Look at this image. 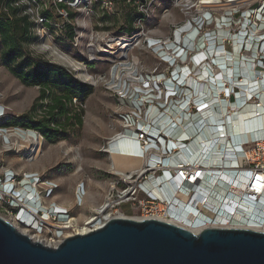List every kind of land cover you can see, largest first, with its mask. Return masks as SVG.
I'll return each instance as SVG.
<instances>
[{
    "label": "built area",
    "instance_id": "1",
    "mask_svg": "<svg viewBox=\"0 0 264 264\" xmlns=\"http://www.w3.org/2000/svg\"><path fill=\"white\" fill-rule=\"evenodd\" d=\"M165 1H171L185 14L183 22L172 25V33L167 38L151 37V31L147 29L158 5L161 4L160 0H0V21L15 24L22 20V26H27L26 38L35 41L30 46L31 50L36 54H42L48 63L56 64L54 57L68 62L71 68L75 69L80 82L93 87L102 86L116 99L119 107L120 131L108 140L104 148L105 152L109 156L112 155L109 149L112 143H116L113 141L118 137H122L119 138L122 142L126 137H132L133 145L143 150L144 155L141 158L142 170L126 173V176L118 175L120 180L111 186L106 199L107 204H112V213H122L125 217L138 215L136 217L167 221L171 218L168 215L171 201L169 198L163 200L156 197L146 183L154 176L157 180L163 178L165 169L160 167L162 160L164 163L181 154V151L173 146L174 143L188 148L195 139L192 135L180 138L183 130L177 135H173L172 130L176 128L181 130L183 120H186L185 125H189L190 128L193 123L199 132L207 126L223 127L226 131L227 123L217 124L214 118L220 112L218 104L236 112L233 106L238 103L239 98H245V102H254L258 107L264 99L263 96L260 97V93L264 90V0H251L245 5L234 6L224 11L212 7L200 9L203 0ZM121 4L125 7H133V12L130 13L133 14L136 31L131 35L125 33L127 29L125 22L119 26L114 23L117 18L128 15L127 11L121 9ZM188 4H191V7ZM69 10L73 14V20H70ZM50 15L53 17L50 18ZM184 27L188 28L182 31L181 37H178V31L183 30ZM201 41L203 46L200 51L198 45ZM139 46L147 48L157 60L158 65L154 69H145L141 61L132 57V51ZM63 47L81 52L84 59L81 61L73 59L62 52ZM236 50L238 56L236 62L232 64L231 56L236 54ZM203 53L208 57L199 62L198 57ZM225 54L226 56L223 57ZM63 55L68 58L61 57ZM225 59L226 69L235 72L236 81L235 77L228 76L226 72L225 80L214 76L216 69L214 67L218 66L215 61ZM70 60L79 64V68L85 71L86 77L79 74ZM243 62L247 66V75L244 74ZM99 64H108V71L90 74L88 69L92 65ZM185 69L188 70L187 73ZM205 71L209 77L204 81L200 80L199 74ZM187 74L192 76L190 84L184 78ZM248 74L251 75L252 81L245 83V76ZM198 84H205L204 95L197 92ZM260 86L263 87L261 91ZM205 101L209 103L205 107L207 115L201 110ZM74 104H77V100H74ZM175 113L180 117L175 118ZM11 117L13 115H7L4 107L0 105V121ZM160 122H163V125ZM199 125H202V128L199 129ZM8 131L15 133L10 138L11 142L2 136ZM30 131L33 130L0 126V139L3 144H12L14 138H21ZM39 136L43 139L40 134ZM227 142L231 149V144L236 148L234 141L231 144ZM228 144H222V148L225 147V153L232 152L233 158L238 159L237 168L234 170L240 175L244 172L251 173L250 177L247 176L246 186L250 190L247 196L244 195L245 200L235 198L239 201L235 200L233 203L241 204L246 200L248 202L252 200L254 205L261 203L260 199L257 201L258 193H254L253 189L258 184L264 190V134H258L250 141L242 142V152L236 148V154L233 150H227ZM115 153L120 154V152ZM124 155L136 157L129 150ZM184 167L188 168L191 176L195 169H198L199 175L196 173L194 181L192 177L188 180L184 179L178 189L179 192L184 193L183 189H185L189 193L188 196L192 194L191 200L192 204L195 202V208L217 221L216 218L223 211L226 200L219 203V210L214 208V205H209L208 199L203 200L197 196L202 194L201 183L206 179L209 171L216 169L224 171L226 168L221 165L217 168L214 165L208 167L203 162L194 165L184 164L180 169ZM152 169L156 170L152 171ZM142 171H146L144 175ZM182 172L183 170L180 171ZM176 173L178 172L174 174ZM202 175L200 184L196 186V180ZM177 178L178 175H175L173 180ZM192 182L196 187L190 186ZM33 183L35 187H32ZM80 187L84 193V184L78 187V192ZM57 188V184L44 180L35 173H24L20 176L11 168L0 169V216L13 224H17L15 219H18L22 226L38 223L39 233L44 234L45 241L62 239V242L68 237L77 235L74 228L62 227L63 223L73 219L68 209H65L64 213H59L54 202L47 210L40 207L33 208L42 199L49 202L47 200ZM23 199H30V202L27 203ZM233 203L228 205L235 209ZM124 204L130 205V214L121 209ZM21 213L24 215L20 219ZM62 215H66L67 218H61ZM262 218L264 219V215ZM100 222L101 218L91 225L92 228L98 229L94 227ZM210 227L253 229L238 225L205 228ZM66 230L72 232L71 236L64 235ZM43 244L47 245L46 242Z\"/></svg>",
    "mask_w": 264,
    "mask_h": 264
},
{
    "label": "bare ground",
    "instance_id": "2",
    "mask_svg": "<svg viewBox=\"0 0 264 264\" xmlns=\"http://www.w3.org/2000/svg\"><path fill=\"white\" fill-rule=\"evenodd\" d=\"M251 1V0H228V1H223V0H203L201 2L202 6H199L200 9L203 8H218L222 11L232 8L234 6L238 5H245L246 2ZM188 6L191 7V4H188ZM188 27H184L183 30L178 31V37H181L182 31L187 29ZM221 34V33H220ZM222 35V34H221ZM179 39V38H178ZM203 46V42L201 41L200 44L198 45V49L201 51V47ZM238 50H236V54H232V61L236 62L237 59V54ZM213 54V52L211 53ZM222 57V55L220 54ZM223 55V57H225ZM206 57H208L205 53L200 55L198 57V61L201 62L203 61ZM221 59V58H219ZM210 63L211 59L209 58ZM226 59L223 61H215V63L218 65L214 70V76H217L219 79L222 78L225 80L224 73L226 72L228 76L235 77V81L237 80V77L234 75V71L230 72L226 69ZM243 67L245 68V75H247V66L246 63H242ZM75 68L77 70L79 69V64L75 62ZM200 80H205L206 78L209 77L208 73L202 72L199 74ZM184 78L186 81L190 84L192 82V76L188 75L185 76ZM218 79H215L217 81ZM252 81V77L250 74L248 76H245V83H248L249 81ZM223 81V80H222ZM210 82V81H209ZM237 84L239 85V80L237 81ZM244 84V83H241ZM240 84V85H241ZM199 89L197 92H200L201 95H204V86L205 84H198ZM263 89L262 86L259 87V90ZM248 91V90H247ZM261 91V90H260ZM246 93V92H245ZM246 95V94H245ZM264 97V90L262 93H260V97ZM245 98L243 99H238V103L233 106L234 110L236 112H233L230 109H227L226 107H222V105L218 104L220 107V112L217 114L214 118L217 121V124H222V123H227V129L223 127H218V126H207L203 128L200 132L195 128V126L192 123V126L189 128V125H185L186 120H183V124L181 130L176 128L173 129V135L179 134L180 131L183 130V133L180 135V138H186L189 135H192V137H195L194 141L190 144L188 148L183 147V145H175V148L178 149V151H181V154L178 157L170 158L169 160H166V162L163 163L160 166L161 168L165 169V175L161 179H156L155 176L153 179L148 181L146 183V186L151 190L152 194H154L156 197L161 198L163 200H166L169 198L171 201V208L168 212V215L171 217L170 221L172 223H175L177 225H180L182 227H185L193 232H199L200 230L204 229L206 226H241V227H249L253 228L254 230H260L264 231V219L262 218L264 215V190L260 185H256L253 190L256 191L257 188H260L261 190L257 194L258 198L257 201L260 199L261 203H256L255 205L252 203V200H249V202L246 200V202H241L234 204L233 201H239L237 199L243 198L244 195L247 196L248 190H250L246 184H247V173L244 172L241 175L234 170L237 168V162L233 158V153L232 152H226V148H222V144H228L227 141L235 142V146L238 149V151L242 152V147L241 144L242 142L245 141H250L252 138H255L256 135L258 134H264V99H262L261 103L258 105L254 102H245ZM247 99V96H246ZM246 103V104H245ZM208 102H204V104L201 106L202 112H205L207 109L205 108L208 106ZM223 108V109H222ZM178 112H180V108L177 109ZM231 112H230V111ZM203 113V114H204ZM225 114V116H224ZM228 115V116H226ZM180 117L179 114L175 113V118ZM209 121V120H208ZM190 122V120H188ZM210 122V121H209ZM161 125H163V122H160ZM168 125V124H167ZM164 128L166 125L163 126ZM161 128V127H160ZM202 128V125H199V129ZM188 129V130H185ZM220 131V132H218ZM157 132V131H156ZM15 133L12 131H8L6 134H3L7 140L10 141V138L13 137ZM29 138H32L36 141L43 140L40 138L38 133H35L33 131H30L29 133H26V135ZM118 137L115 139L110 147V152H112L111 157H122V158H127V159H132L139 161L140 164H143V160L141 159L142 156L144 155V151L141 150L138 146L133 145L132 142V137L127 138L123 142L119 140ZM119 142V143H118ZM5 145H10L4 143ZM239 145V146H238ZM172 146V147H173ZM232 149L230 148V145L228 144L227 150H233L234 154H236V148L231 144ZM225 148V149H224ZM127 150L131 151V153H134L136 157H128L124 155ZM187 150V151H186ZM115 152H120V154L115 153ZM160 155V154H157ZM226 156V157H225ZM239 157V154L237 155ZM236 157V158H237ZM203 162L206 164L208 167H211L214 165V167H219L220 165L225 167L226 170L221 171V170H211L208 172L206 179L201 183L202 190L200 195L197 197L203 198V200L208 199V204L211 206H215L214 208L219 209V203L221 201L226 200L225 207L223 211L219 214V216L216 218L217 221H214L211 219L208 215L204 214L201 212L198 208H195L196 204L195 202L192 204V194L190 196L189 193L185 191L184 193L179 192V188L181 187V182L186 179L188 180L190 177H192V181L195 180L194 176H196V173L198 169H195V173L193 172V175L188 172V168L183 167L184 164L187 165H194V163H200ZM113 168L119 169L124 171L127 168L134 167L132 164H121L120 162H117L115 159L113 160ZM142 168V166H141ZM141 168H137L131 172H134L136 170H140ZM142 170V169H141ZM156 169H152L154 171ZM183 170V175H181L180 171ZM141 172V171H140ZM143 175L145 174L146 171H142ZM175 172H178L174 174ZM180 173V174H179ZM115 174L117 175H124L126 176V172H118L115 171ZM178 175V178L173 180L174 176ZM204 175V173H203ZM197 179L195 184L196 186L200 184L199 182L202 180V177ZM29 182V181H28ZM172 182V183H171ZM31 183V182H29ZM47 184V183H46ZM188 184V181H187ZM195 184L192 182L190 183L191 187H196ZM160 185V186H159ZM53 186V185H52ZM251 186V185H250ZM32 187H35V183L32 184ZM84 193H82V188L80 187V192H78V198L79 201L83 200V194H85V186L83 188ZM24 192V190H22ZM21 191V192H22ZM186 193V194H185ZM175 196V197H174ZM205 196L207 197L205 199ZM27 198V194L25 196ZM237 198V199H235ZM244 199V198H243ZM245 200V199H244ZM23 201H27V203L30 202V199H23ZM108 201V200H107ZM107 201H105L101 207L97 210V212L94 214L93 217L87 219L82 225H80L77 222V219H70L68 222L63 223V228L69 229V228H74L75 234H87L94 230L92 228V224H94L99 218H101V222L98 223L97 225L95 224V229L100 228L103 226L107 221H109L112 218H117V217H125L122 213L120 214H115L111 212L112 204L109 203L107 204ZM54 201H49L46 202L45 200H41L38 205L33 206L34 209L43 208L44 210L49 209L50 204H52ZM198 202V201H197ZM233 203L234 208L229 207L228 204ZM56 203V202H54ZM56 209H58L59 213H64L66 208L63 206L59 205L56 203ZM220 210V209H219ZM202 213V214H201ZM24 213H21L20 219L23 218ZM61 218H67L66 215H62ZM135 219L142 220L144 218L142 217H136ZM163 219V218H162ZM44 220V219H43ZM48 220V219H47ZM67 220V219H66ZM15 222L17 224H14L16 228L23 234L28 235L34 240H39L42 241L43 243L46 242L47 245L51 247H55L59 245L61 240H52V241H45L44 239V234L39 233V224L34 222L32 224L28 223L29 225H20L18 219H15ZM72 232L69 230H66L65 236H71Z\"/></svg>",
    "mask_w": 264,
    "mask_h": 264
},
{
    "label": "rangeland",
    "instance_id": "3",
    "mask_svg": "<svg viewBox=\"0 0 264 264\" xmlns=\"http://www.w3.org/2000/svg\"><path fill=\"white\" fill-rule=\"evenodd\" d=\"M153 18L147 25L151 31V37L167 38L172 33V25L184 21V11L175 7L171 1L160 0ZM194 2L195 0H191ZM226 1V0H224ZM128 15L115 20L119 26L125 22V33L132 34L136 31L134 20L130 12L133 7L120 5ZM70 20L73 14L69 10ZM103 14V13H102ZM53 16L50 15V18ZM115 30H117L115 28ZM7 34L4 35L6 37ZM23 38V37H22ZM19 39L24 50L34 59L48 63L42 54H36L30 49L34 40ZM2 47L0 39V105L4 107L7 115L22 116L29 114L31 108L39 96V88L23 85L1 62ZM62 52L75 60L81 61L84 56L81 52L63 47ZM50 55V54H49ZM61 57H66L65 55ZM132 57L141 61L147 70L154 69L158 63L151 52L144 46L136 47L132 51ZM68 58V57H66ZM55 63H49L64 68L77 79L75 69L66 61L54 57ZM74 65L75 62L70 60ZM109 65H92L88 71L90 74L107 72ZM81 76L85 71L78 69ZM78 80V79H77ZM84 125L81 129L69 128L67 135L55 142L45 140L36 141L28 136L14 138L12 144H3L0 139V169L11 168L20 176L24 173H35L44 180L52 181L58 185L52 196L47 201H54L69 210L70 215L82 225L87 219L94 216L101 205L106 201L111 186L120 180L115 174L113 159L105 152L108 140L120 131L118 117L119 107L116 99L102 86L94 87V92L85 101ZM39 113L34 114L39 119ZM5 145V146H4ZM11 148V149H10ZM121 164H129L130 161L113 157ZM119 158V159H118ZM141 168V164H134ZM125 173V172H124ZM84 184L85 195L79 201L78 187ZM129 204L122 205V210L128 212ZM130 214V212H129ZM130 216V215H129ZM138 215H131L136 217ZM83 226V225H82Z\"/></svg>",
    "mask_w": 264,
    "mask_h": 264
},
{
    "label": "water",
    "instance_id": "4",
    "mask_svg": "<svg viewBox=\"0 0 264 264\" xmlns=\"http://www.w3.org/2000/svg\"><path fill=\"white\" fill-rule=\"evenodd\" d=\"M0 264H264V231L117 217L51 247L0 216Z\"/></svg>",
    "mask_w": 264,
    "mask_h": 264
},
{
    "label": "trees",
    "instance_id": "5",
    "mask_svg": "<svg viewBox=\"0 0 264 264\" xmlns=\"http://www.w3.org/2000/svg\"><path fill=\"white\" fill-rule=\"evenodd\" d=\"M22 24L0 21L1 44L6 46L1 62L23 85L38 87L39 96L29 114L0 121V126L33 130L52 143L63 139L69 128L83 127L85 101L94 87L75 79L64 68L32 58L19 42L22 37L26 39L27 26ZM36 112L38 120L34 118Z\"/></svg>",
    "mask_w": 264,
    "mask_h": 264
},
{
    "label": "crops",
    "instance_id": "6",
    "mask_svg": "<svg viewBox=\"0 0 264 264\" xmlns=\"http://www.w3.org/2000/svg\"><path fill=\"white\" fill-rule=\"evenodd\" d=\"M22 21V20H21ZM2 37H1V34H0V39H1ZM110 158H111V161H112V159L114 160V158H112L111 156H109ZM119 159V158H118ZM121 159H125V160H128V161H130V163L129 164H132L133 166H134V164H136V163H139L140 164V162L139 161H136V160H132V159H127V158H122L121 157ZM113 163V162H112ZM135 169H137L135 166L134 167H131V168H127V169H125L124 171H122V170H119V169H115V170H117L118 172H126V173H129V172H131V171H133V170H135Z\"/></svg>",
    "mask_w": 264,
    "mask_h": 264
},
{
    "label": "snow or ice",
    "instance_id": "7",
    "mask_svg": "<svg viewBox=\"0 0 264 264\" xmlns=\"http://www.w3.org/2000/svg\"><path fill=\"white\" fill-rule=\"evenodd\" d=\"M184 71L187 73L188 70L185 69ZM181 175H183V173H181ZM197 175H199V173H197ZM246 175L250 177L251 176V173H247ZM257 179H259V178H257ZM260 190H261L260 188H257L256 189L257 192H259Z\"/></svg>",
    "mask_w": 264,
    "mask_h": 264
},
{
    "label": "flooded vegetation",
    "instance_id": "8",
    "mask_svg": "<svg viewBox=\"0 0 264 264\" xmlns=\"http://www.w3.org/2000/svg\"><path fill=\"white\" fill-rule=\"evenodd\" d=\"M121 209H122V207H121ZM128 213H129V210H128Z\"/></svg>",
    "mask_w": 264,
    "mask_h": 264
}]
</instances>
